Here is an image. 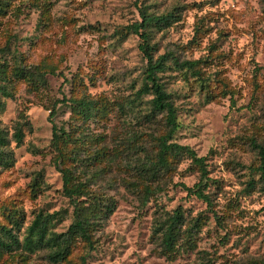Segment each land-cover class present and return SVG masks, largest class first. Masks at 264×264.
I'll use <instances>...</instances> for the list:
<instances>
[{"label":"rangeland","instance_id":"374dc122","mask_svg":"<svg viewBox=\"0 0 264 264\" xmlns=\"http://www.w3.org/2000/svg\"><path fill=\"white\" fill-rule=\"evenodd\" d=\"M140 11L175 13L149 29L154 58L200 60L195 72L170 61L159 78L177 112L172 142L205 159L209 206L182 187L199 180L184 155L169 158L158 181L142 177L165 128L151 97L137 95L146 60L128 26ZM63 96L89 110L60 103ZM52 125L63 166L86 170L90 194L112 212L88 254L78 241L61 263L42 249L4 254L0 264H81L84 255V264H264V193L252 147H264V0H0V130L12 152L0 169V224L20 218V240L38 212L66 211L57 233L71 223ZM176 212L180 235L165 251L158 222Z\"/></svg>","mask_w":264,"mask_h":264},{"label":"trees","instance_id":"16d2710c","mask_svg":"<svg viewBox=\"0 0 264 264\" xmlns=\"http://www.w3.org/2000/svg\"><path fill=\"white\" fill-rule=\"evenodd\" d=\"M141 20L128 26V30L137 35L141 40L139 50L146 60L143 71V82L138 90V96L148 95L150 99V109L152 114H162L165 133L158 136L156 141L157 151L154 160H151L149 166L142 168V177L146 181L156 182L159 176L169 168V158H175L184 155L188 158L199 172V180L192 187L182 186L188 195H193L201 199L207 206L210 205V199L205 190L208 187L207 167L204 157L197 154L188 146H182L172 142V137L177 131L179 124L177 122V112L169 94L165 91L160 82L159 74L162 73L167 63L172 64L178 69H188L195 72V67L200 60L179 62L172 54L167 53L156 58L153 57V48L149 45V29L161 25H167L174 21L175 13L155 16L148 15L140 11ZM4 93V91H2ZM79 106L80 109L88 111L90 104L83 100L67 99L63 96L60 103L70 102ZM53 110L49 113V119L53 117ZM20 128H16L13 133L14 142L20 145L23 134ZM69 138V136H66ZM61 136L57 133V127L52 125V144L57 151L55 166L62 179V195L70 204L71 223L64 232L57 233L53 230L56 221L62 220L67 214L66 211L52 213L38 212L31 222L26 226L22 240L19 239L17 231L22 226L20 218L10 215L8 225L0 224V258L4 254L18 253V255H27L35 250H47V259L52 263H61L70 255L73 245L80 241L86 248V254L94 249L95 233L103 226V222L112 212V208L107 204L102 205L100 197L90 194L89 184L90 175L86 178L88 172L82 170V175L78 167H64L65 156L60 147ZM63 142H67V139ZM8 142L0 130V169L6 168L11 164L12 152L7 148ZM252 147L257 152L258 165L253 169L258 174L261 184L260 190L264 193V147L252 141ZM145 193H149V188L145 185ZM180 213L168 217L163 222H158L157 230L161 235V244L165 251L174 248L178 236L180 235ZM85 263V255L81 257V264Z\"/></svg>","mask_w":264,"mask_h":264}]
</instances>
